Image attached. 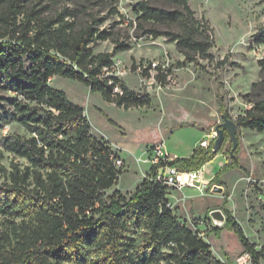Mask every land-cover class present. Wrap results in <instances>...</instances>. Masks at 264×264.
<instances>
[{"label": "trees", "instance_id": "trees-1", "mask_svg": "<svg viewBox=\"0 0 264 264\" xmlns=\"http://www.w3.org/2000/svg\"><path fill=\"white\" fill-rule=\"evenodd\" d=\"M161 1L134 3L135 30L175 42L184 55L178 65L192 62L203 68L201 58L213 59L209 20L196 18L188 0ZM87 8L64 5L52 11L46 4L0 0V127L15 121L27 132L0 137L6 150L27 162L14 166L9 181L0 183V217L11 224L21 218L9 228L13 237L1 232L0 264H224L203 236L174 214L169 187L155 179L159 164L150 165L128 196L117 189L106 195L121 172L117 155L94 135L84 109L49 79L58 75L79 81L124 109L151 100L147 91L129 88L113 71V54L127 49L128 39L116 36L114 27L101 29L103 16ZM253 37L256 43L264 42V25ZM108 39L111 51L93 52L94 42ZM257 63L261 75L243 95L250 106L235 117L238 130L264 132V56ZM149 68L142 69L144 77H150ZM155 69L156 81L167 83L170 69ZM217 102L218 113L228 117L218 95ZM228 138L226 131L224 140ZM214 141L198 143L188 155L166 163L194 171L226 153L228 158L208 183L221 185L224 173L242 167L238 147L231 143L222 151L221 144L214 151ZM222 210L223 225L206 232L217 237L224 228L233 231L252 264H260L264 249L256 250L231 211L224 205Z\"/></svg>", "mask_w": 264, "mask_h": 264}, {"label": "rangeland", "instance_id": "rangeland-1", "mask_svg": "<svg viewBox=\"0 0 264 264\" xmlns=\"http://www.w3.org/2000/svg\"><path fill=\"white\" fill-rule=\"evenodd\" d=\"M136 1L23 0L26 4H46L52 11L64 5H83L88 11L103 16L101 29L114 27L116 36L129 41L127 49L113 54V71L129 88L147 91L151 100L148 105L124 109L104 100L98 92L79 81L58 75L49 79L51 86L64 90L72 102L84 109L94 135L107 141L120 161L118 181L106 190V195L117 189L128 196L134 190L152 164L148 150L153 144L163 142L164 149L170 154L182 156L194 144L204 139L212 140L213 134L216 136V123L222 121L217 95L228 117L235 119L250 106L243 95L254 81L259 80L261 72L257 60L264 56V42L256 43L253 37L264 25V0H188L195 17L204 16L213 28L210 50L213 59L201 58L203 68L192 62L178 65L184 55L175 42L162 35L152 37L135 30L133 5ZM150 1L163 4L161 0ZM111 8L117 13L110 12ZM112 48L113 42L109 39L93 44L94 53ZM222 60L225 63L220 64ZM148 65L150 77H144L142 69ZM157 65L170 69L168 81L163 85L153 77ZM8 133L27 136L23 126L15 121L0 127V137ZM238 134L236 155L242 168L222 175L221 191L215 188L219 184L208 185L207 177L221 168L224 158H228L226 153H218L205 165L202 172L207 182L204 191L191 186L168 189L169 198L174 202H171L174 214L192 231L203 236L224 264H237L236 257L247 251L231 230L224 228L217 237L206 232L209 227L219 226L209 213L216 208L222 210L223 205L231 211L255 249H264V132L243 127ZM231 143V138L224 140L222 151H228ZM26 164L24 158L6 150L0 143V183L9 181L14 166ZM183 195L184 200L181 199ZM191 211L199 217H190ZM13 219V223H17L21 218ZM12 224L0 217V236L3 231L13 237L9 229ZM259 263L264 264V255Z\"/></svg>", "mask_w": 264, "mask_h": 264}, {"label": "built area", "instance_id": "built-area-1", "mask_svg": "<svg viewBox=\"0 0 264 264\" xmlns=\"http://www.w3.org/2000/svg\"><path fill=\"white\" fill-rule=\"evenodd\" d=\"M213 137L216 136L213 134ZM207 143L208 140L206 139L200 142L203 146H207ZM173 157L172 154L164 149L163 142L155 143L150 147L149 160L152 163L159 164L156 169L155 179L169 188L180 189L183 186H191L204 191L207 182L203 179L201 169L194 171H179L166 163V161H170ZM115 162L119 166L120 161L116 159ZM236 262L237 264H252L251 254L248 252L239 254L236 257Z\"/></svg>", "mask_w": 264, "mask_h": 264}, {"label": "water", "instance_id": "water-1", "mask_svg": "<svg viewBox=\"0 0 264 264\" xmlns=\"http://www.w3.org/2000/svg\"><path fill=\"white\" fill-rule=\"evenodd\" d=\"M237 125L234 119L229 118L227 116L222 117V121H219L215 125L216 137L213 145V150L216 151L218 147L223 143L225 138V132L227 131L230 135L232 141V148H235L237 145L236 133H237ZM216 191H221L222 187L220 185L215 186ZM210 217L213 222L217 225H223L225 222V214L221 209H213L210 211Z\"/></svg>", "mask_w": 264, "mask_h": 264}, {"label": "crops", "instance_id": "crops-1", "mask_svg": "<svg viewBox=\"0 0 264 264\" xmlns=\"http://www.w3.org/2000/svg\"><path fill=\"white\" fill-rule=\"evenodd\" d=\"M197 144V143H196ZM196 144H194L191 148H190V150L188 151V152H185L182 156H184V155H188L190 152H191V150H192V148L196 145ZM174 156H178V155H180V154H173ZM219 156V155H218ZM226 161V159L224 158V161H223V163ZM207 164V163H206ZM205 164V165H206ZM204 165V166H205ZM203 166V167H204ZM215 173H212V174H210L208 177H207V180L209 181L211 178H212V176L214 175ZM183 188V187H182ZM168 199H169V203H170V205H171V202H172V204H174V202L173 201H171L170 200V198H169V193H168ZM182 200H184V195H183V197L181 198ZM181 206V205H180ZM171 207V206H170ZM171 209H172V207H171ZM180 211H181V207H180ZM191 216L190 217H193V218H198L199 216L198 215H195L194 214V212L193 211H191V214H190ZM186 219V218H185ZM181 221H183L182 219H180Z\"/></svg>", "mask_w": 264, "mask_h": 264}, {"label": "bare ground", "instance_id": "bare-ground-1", "mask_svg": "<svg viewBox=\"0 0 264 264\" xmlns=\"http://www.w3.org/2000/svg\"><path fill=\"white\" fill-rule=\"evenodd\" d=\"M204 167H205V166H204ZM204 167H202V168H201V172H203V170H204ZM205 181H206V180H205Z\"/></svg>", "mask_w": 264, "mask_h": 264}]
</instances>
